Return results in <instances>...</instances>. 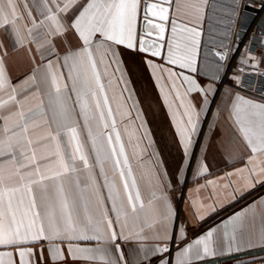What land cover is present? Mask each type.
<instances>
[{
	"label": "snow or ice",
	"instance_id": "snow-or-ice-1",
	"mask_svg": "<svg viewBox=\"0 0 264 264\" xmlns=\"http://www.w3.org/2000/svg\"><path fill=\"white\" fill-rule=\"evenodd\" d=\"M209 6V0H0V264H151L154 256L156 264H193L220 249L264 247L261 196L223 229L180 248L174 261L163 255L177 219L169 190L193 171L201 117L217 94L215 80L197 79ZM119 46L143 54L159 85L174 126L171 171L121 67ZM19 53L32 66L14 81L9 61ZM217 55L227 62V52ZM241 64L264 88V52L246 51ZM236 71L216 115L228 111L242 145L228 157L241 166L197 185L196 193L222 186L235 197L264 187V91L247 95L254 90L244 82L246 70ZM193 174H210L206 158L196 160ZM215 196L210 190L212 203L190 201L198 220L215 211ZM179 235L186 236L184 226Z\"/></svg>",
	"mask_w": 264,
	"mask_h": 264
},
{
	"label": "crops",
	"instance_id": "crops-1",
	"mask_svg": "<svg viewBox=\"0 0 264 264\" xmlns=\"http://www.w3.org/2000/svg\"><path fill=\"white\" fill-rule=\"evenodd\" d=\"M208 18L204 24V32L201 39L199 51V68L201 74L197 79L201 83H205V77H210L216 81L215 87L217 94L211 97L213 103L206 116L201 117L202 123L200 126L201 135L198 138V146L193 149L195 157L192 161V169L195 170L196 160L206 158L209 164V173L203 176H196L193 171L186 173L180 186L173 185V189L169 190V195L172 197L174 207L177 211L176 227L173 230L174 240L170 246L169 253L163 255L174 261L175 253L180 248H183L187 243H192L199 236L204 235L209 229L217 228L223 229L225 221H227L235 213H239L246 209L253 201H258L261 196H264V191L245 203L243 206L235 210L227 216H221L223 212L235 204L240 199L248 196L258 188L259 185L253 189L237 193L235 197L232 194V188H224L222 186H212L202 188L199 193L194 190L197 185H204L206 180H215L217 177H224L225 172H231L234 167H240V164H232L228 157V152L235 149H242V145L238 141H234V129L232 122L227 118L228 111H224L217 116L216 107L220 105L224 107V93L233 87V77L239 73L236 71L238 68H244L245 65L241 64V57L245 54L242 53L230 70L228 79L232 85L218 82L214 79L220 72V62L215 54L225 41L228 40V30H233L236 21L239 4L236 5L233 0H209ZM2 35V34H0ZM230 38V47H231ZM230 47L228 50V60L225 63L223 73L229 69V55ZM119 54L122 57L121 67L127 69L125 75L131 80V87L134 89L133 95L139 100V107L142 109V115L147 121V127L151 130V136L155 140V147L159 150L161 158L164 160V167L171 171L173 167L174 157L176 156L175 146L173 144L172 131L174 126L171 123V115L168 112L167 106L164 104V99L160 93L159 85H157L155 77L151 75V70L146 68L143 62V54L127 50L125 46H119ZM22 53L17 54L15 58L9 61V67L14 81L32 65L26 60L21 59ZM259 56V55H257ZM151 59L150 55L147 57ZM159 63V60H157ZM166 66V65H165ZM264 68V64L260 66ZM118 75V73H117ZM166 77V74H164ZM166 85L170 86V81L164 80ZM249 96H253L246 93ZM174 95V91H173ZM193 95H197L193 93ZM131 103V102H129ZM135 109H133V112ZM211 126V127H210ZM200 145L206 149L201 152ZM151 150L149 149V152ZM148 159V156H145ZM137 174L141 175V170H137ZM235 179V177L233 178ZM227 183V178L220 181V185ZM242 181L238 182L236 187H240ZM143 186V182H142ZM216 194L215 196V211L204 212V219L198 220L194 215L193 206L190 203L193 199H199L204 204L212 203L209 197V191ZM147 194V193H146ZM258 208V205H257ZM216 218L215 221L209 223V220ZM184 226L186 236L180 237L179 227ZM256 227H259V220L256 221ZM147 244L154 243L149 240ZM121 247L125 251V256H129V245L122 244ZM262 248L259 244L252 247H244L240 251L228 252L226 249L218 250L215 256L206 257L204 260L193 261V263L202 262L209 259L220 258L223 256L245 252ZM157 257L151 258V264H156ZM76 264H84L82 261H77ZM147 264V262H145ZM229 264H264V256L244 259Z\"/></svg>",
	"mask_w": 264,
	"mask_h": 264
},
{
	"label": "built area",
	"instance_id": "built-area-1",
	"mask_svg": "<svg viewBox=\"0 0 264 264\" xmlns=\"http://www.w3.org/2000/svg\"><path fill=\"white\" fill-rule=\"evenodd\" d=\"M238 1L239 7L229 51V69L224 74V81L228 79L232 66L242 53L250 51L253 55H260L261 52H264V27H262L264 25V6L261 5L260 0ZM247 8L252 10H247ZM244 68L246 70L244 82L254 90L247 93L258 97L259 93L264 91V88L261 87V80L247 65Z\"/></svg>",
	"mask_w": 264,
	"mask_h": 264
},
{
	"label": "water",
	"instance_id": "water-1",
	"mask_svg": "<svg viewBox=\"0 0 264 264\" xmlns=\"http://www.w3.org/2000/svg\"><path fill=\"white\" fill-rule=\"evenodd\" d=\"M234 3L236 5L239 4L238 0H233ZM247 10H252L251 8H247ZM232 37V30H228L227 33V38L228 40L225 41L222 45H220V48L217 52H215L219 62H220V72L217 76L214 77V79H216L218 82H222L225 84H229L232 85V82L228 79H226L224 81V67H225V63L224 61H222L220 59V57L217 55L218 52H228L229 47H230V38ZM259 256H264V247L262 248H258V249H254V250H249V251H245V252H240V253H236V254H231V255H227V256H223L220 258H214V259H209V260H205L202 262H197V263H193V264H229L232 262H236V261H240V260H244V259H249V258H254V257H259Z\"/></svg>",
	"mask_w": 264,
	"mask_h": 264
},
{
	"label": "trees",
	"instance_id": "trees-1",
	"mask_svg": "<svg viewBox=\"0 0 264 264\" xmlns=\"http://www.w3.org/2000/svg\"><path fill=\"white\" fill-rule=\"evenodd\" d=\"M264 191V187H260L257 190H255L254 192H252L251 194H249L248 196L240 199L239 201H237L235 204L231 205L230 207H228L221 216H227L230 215L231 213H233L235 210H237L238 208H240L241 206H243L245 203H247L248 201L252 200L253 198H255L256 196H258L259 194H261ZM216 218H212L209 220V223L215 221Z\"/></svg>",
	"mask_w": 264,
	"mask_h": 264
}]
</instances>
